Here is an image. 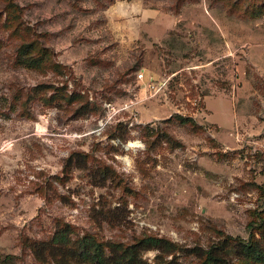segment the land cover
I'll return each mask as SVG.
<instances>
[{"label":"rangeland","instance_id":"rangeland-1","mask_svg":"<svg viewBox=\"0 0 264 264\" xmlns=\"http://www.w3.org/2000/svg\"><path fill=\"white\" fill-rule=\"evenodd\" d=\"M0 264H264V0H0Z\"/></svg>","mask_w":264,"mask_h":264},{"label":"built area","instance_id":"built-area-1","mask_svg":"<svg viewBox=\"0 0 264 264\" xmlns=\"http://www.w3.org/2000/svg\"><path fill=\"white\" fill-rule=\"evenodd\" d=\"M142 77H143V71H142V69H139L136 72V78L138 80H140V79H142ZM165 80H166V78H162L161 80H155L153 77L148 78L147 83H146V89L148 90L147 96L154 94L157 90L162 88ZM138 101H139V98L134 96V97H131V98L123 101V103L120 106H121V108H127V107L131 106L132 104H134Z\"/></svg>","mask_w":264,"mask_h":264},{"label":"crops","instance_id":"crops-1","mask_svg":"<svg viewBox=\"0 0 264 264\" xmlns=\"http://www.w3.org/2000/svg\"><path fill=\"white\" fill-rule=\"evenodd\" d=\"M113 14H114V9H108V15H109V17H112L113 16Z\"/></svg>","mask_w":264,"mask_h":264},{"label":"trees","instance_id":"trees-1","mask_svg":"<svg viewBox=\"0 0 264 264\" xmlns=\"http://www.w3.org/2000/svg\"><path fill=\"white\" fill-rule=\"evenodd\" d=\"M51 240L55 241V240H56V237H55V236H53V237L51 238Z\"/></svg>","mask_w":264,"mask_h":264}]
</instances>
